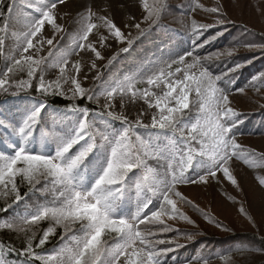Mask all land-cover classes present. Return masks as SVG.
<instances>
[{
	"label": "snow or ice",
	"instance_id": "snow-or-ice-1",
	"mask_svg": "<svg viewBox=\"0 0 264 264\" xmlns=\"http://www.w3.org/2000/svg\"><path fill=\"white\" fill-rule=\"evenodd\" d=\"M177 10L179 30L163 23L169 0H0V95L11 97L0 101V234L11 237L0 239V264H178L170 254L186 245L176 235H199L175 227H198L189 206L229 230L182 188L221 175L239 188L238 166L264 170V151L239 141L245 114L231 99L246 91L233 74L253 60L212 71L240 47L264 56V43L202 54L235 21L220 0ZM155 32L162 47L111 72ZM247 86L259 93L264 71ZM256 179L264 186V175ZM236 251L248 264L264 250Z\"/></svg>",
	"mask_w": 264,
	"mask_h": 264
},
{
	"label": "rangeland",
	"instance_id": "rangeland-1",
	"mask_svg": "<svg viewBox=\"0 0 264 264\" xmlns=\"http://www.w3.org/2000/svg\"><path fill=\"white\" fill-rule=\"evenodd\" d=\"M104 2L107 4L108 0H104ZM112 2L114 4L128 3L129 0H112ZM188 2L189 0H169L172 11L166 16L163 23L171 29L179 30L180 13L177 8L180 5L186 7ZM200 2L205 6H214L216 0H200ZM220 2L224 5L228 17L235 21V24L226 25L225 34L229 35L225 38L220 37L213 45L201 50L202 54L216 50L223 51L225 48L235 46L237 40L257 44L264 43V0H220ZM61 10L64 9L61 8ZM131 10L137 16L140 15L139 8L133 7ZM195 15L202 21L204 19L209 22L212 20L211 15L202 11H198ZM116 22L123 26L120 13L116 14ZM163 39L165 37L159 32L142 38L137 42L134 51L130 54H121L118 62L111 68V72L125 70L145 57H150L158 47H162ZM185 46L187 47V45ZM76 59L79 57L73 56L70 58V62H74ZM248 59H252L253 63L233 74L237 79L236 87H245V94L233 93L231 99L233 106L245 114L244 124L241 127L243 135L239 137V141L247 147L264 151V107H261L264 105V87H261L260 92L257 93L255 88L247 86L250 78L243 85L241 83L247 70L251 71L252 75L264 71V56L259 52H248L240 47L232 59L224 57L221 61L214 62L212 71L221 73L232 67L234 63H245ZM1 66L3 67V62ZM57 74L56 69H50L47 75L54 78ZM85 86H92L91 77ZM101 102H103L102 98ZM235 174L238 177L239 188L226 182L222 175L219 182L210 180L207 185H188L182 188V191L204 212L214 217L215 221L229 230L225 231L222 227H217L216 223L209 222L200 212L190 206L186 207L185 210L195 220L198 227L183 222L176 223L175 227L185 229L193 234L199 233V235H194V240L188 241L182 234H169L176 235L179 242L186 245V247L170 254L178 257V264H188L189 261L191 264H201L200 257L209 258V264H224V259L214 257L219 244L247 245L252 249L261 250L259 246L262 245H257V242L264 240V186L259 185L256 176L264 175V170H250L247 167L238 166ZM229 197L234 199H229ZM241 207L245 209L247 215L240 212ZM249 216L255 223L249 220ZM234 235L240 236V238L236 241L233 239ZM230 258L236 260L238 264L244 260L240 253L230 256ZM260 258L264 263V251L254 252L248 257V264Z\"/></svg>",
	"mask_w": 264,
	"mask_h": 264
},
{
	"label": "trees",
	"instance_id": "trees-1",
	"mask_svg": "<svg viewBox=\"0 0 264 264\" xmlns=\"http://www.w3.org/2000/svg\"><path fill=\"white\" fill-rule=\"evenodd\" d=\"M225 36H223V38H225L226 36H228L229 34H224ZM2 65V61H0V67ZM252 76V73L251 71L247 70V74L245 75V78L243 80H241V83L243 85V83L248 80L250 77ZM11 97H8V96H4V95H0V101H3V100H10ZM58 104H60L61 106L64 104V101H57ZM93 108H95L96 106L93 104L91 105ZM3 214H0V216H2ZM11 237L7 234V233H2L0 234V239H3L5 241L9 240ZM240 238V236H237L234 235L233 236V239L234 240H238ZM17 247H20V244L19 242L17 241ZM257 245H262V246H259L261 250H264V240H261V242H257ZM52 244H49L47 247H51ZM248 247L250 248L249 246L247 245H235V244H226V245H223V244H219L218 245V248L214 254V257L216 259H223L224 256H227V257H230V256H233L237 253H239L238 251H236L237 249H239L240 247ZM13 259H15V257H13ZM250 264H264L263 263V260L262 258L260 259H257L255 260L254 262L250 263Z\"/></svg>",
	"mask_w": 264,
	"mask_h": 264
}]
</instances>
